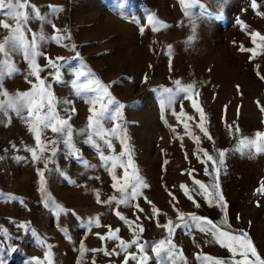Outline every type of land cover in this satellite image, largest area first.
<instances>
[{
  "label": "rangeland",
  "instance_id": "rangeland-1",
  "mask_svg": "<svg viewBox=\"0 0 264 264\" xmlns=\"http://www.w3.org/2000/svg\"><path fill=\"white\" fill-rule=\"evenodd\" d=\"M31 3L43 19L30 20L31 32L26 37L30 40L32 33L47 37L38 46L41 55L37 63L44 68L40 75L47 78L61 101L57 104L59 115L71 117L72 145L80 159L70 153L63 137L45 130L42 139L56 143L40 154V161L33 160L29 149L36 145L28 125L15 113L0 116V264H47L44 252L48 246L52 264H124L126 253L118 248V239H100L117 229L119 239H133L128 225L115 215L117 211L133 222V228L137 224L143 226L145 231L139 242L147 244L166 237L157 223H180L177 210L185 216L195 214L219 224L225 212L198 194L200 190L193 179L208 186L213 184L215 173L205 175L204 171L206 167L212 171V162L203 152H208L218 164L221 150L225 151V158L224 166L219 168V184L227 203L229 226L225 230L247 232L264 259V195L256 194L264 182V154H250L248 149L244 154L235 151L240 139L264 132V113L257 104L264 106V79L257 75L256 68L259 64L264 75V49L258 47L264 42L257 40L254 44L251 37L253 32L264 35V0H257L255 11L252 0H186L188 6L180 0ZM149 17L156 23H150ZM161 24L166 27L161 28ZM154 26L158 30L153 31ZM5 35L7 30L0 28V40ZM54 35L63 37L60 43L51 39ZM241 46L254 49L258 55L253 58L252 51L242 52ZM57 57L66 62L61 69V83L49 77L53 70L46 66V58ZM13 61L19 71L3 81L4 88L10 93L30 90L28 81L34 82V78L28 76L27 62L20 55L14 56ZM81 62L125 106L120 110L122 118L115 123L126 133L135 167L148 185L128 206L98 203L96 199L98 193L102 202L111 197L118 200L120 193L112 188V177L101 163L97 148L88 143L90 105L78 98L71 87L72 72ZM176 81H180L179 86ZM189 84L193 86L190 93L178 91V87ZM166 88L174 93L171 104L162 103L166 100L162 90ZM64 100L73 102L75 113L66 110L69 105L63 104ZM193 100L204 110L211 141L196 127L200 117L192 107ZM181 111L193 120H178ZM185 122L193 136L200 137L199 143L185 132ZM113 123L105 119L103 126L110 129ZM237 126L239 134L235 132ZM108 139L112 151L97 137H93V143L105 156L118 155L123 150L120 138ZM85 161L94 167H85ZM40 171L44 173L45 192L65 209L63 213L57 214L45 206ZM113 171L122 175L120 168ZM181 185L187 187L199 208L184 195ZM153 207L159 215L153 216ZM94 219L99 220V226L89 223ZM172 241L177 253L183 254V259L178 258L175 264H210L198 261L197 256L228 264L240 259L195 227L176 229ZM136 252V246L127 249V253ZM146 254L148 264H156L151 251L146 250ZM128 264L136 261L129 260Z\"/></svg>",
  "mask_w": 264,
  "mask_h": 264
},
{
  "label": "snow or ice",
  "instance_id": "snow-or-ice-1",
  "mask_svg": "<svg viewBox=\"0 0 264 264\" xmlns=\"http://www.w3.org/2000/svg\"><path fill=\"white\" fill-rule=\"evenodd\" d=\"M180 2L182 5L188 6L186 0H180ZM251 7L254 11L258 8L257 0H252ZM59 10L60 9H53V11ZM0 14L5 17L0 19V28L7 30V35L0 40V116L8 117L10 112L15 113L28 125V130L32 133L36 145L35 148L29 149L33 160L40 161L42 159L40 154H42L46 148L56 143L52 140L45 142L42 139L45 130H50L52 133L63 137V142L69 148L70 153L77 159H80V157L77 156V150L72 145L73 130L69 124L71 117L66 119L59 115L57 104L61 103V101L57 100L52 91V85L47 83V78L40 75L44 68L37 63V57L41 55L38 51V46L39 42L46 40L47 37H45L43 33H32L30 40L26 37V33L31 32V29L28 27L30 20L33 18L43 19V17L36 6L31 3V0H0ZM261 14L262 13L257 12V15ZM9 20H12L13 23H9ZM149 22L153 24L156 23L153 17H149ZM160 27L162 28L166 26L161 24ZM156 30L158 29L154 26L153 31ZM251 37L254 44L257 43V40L264 42V35H260L258 32L251 33ZM51 39L60 43L63 37L54 35ZM258 47L264 49V43L259 44ZM240 51H252L253 58L258 55L254 49L248 50L243 46H241ZM16 55L22 56L27 62L29 68L28 76L33 77L34 82L32 80L28 81L31 84V88L28 91H16L15 93H10L4 88L3 81L7 78L13 77L19 71L13 61V57ZM78 55L79 54L77 53V57ZM46 59L47 68L53 70L49 73V77L56 83H61V69L64 63H66L64 58L57 57L56 60L51 58ZM256 68L257 75L261 79H264V75H261L259 71L260 65L257 64ZM72 75L73 79L71 80V87L74 94L90 105L87 122L88 143L94 148H97L101 163L106 167L109 171V175L112 177V188L120 193V198L118 200L116 197H111L106 202L100 201L99 194L97 193V202H115L119 205L128 206L129 201L135 200L140 195V190L142 188H147L148 185L144 183L135 167L132 159V149L128 143L126 133L123 132L122 127L119 124L115 123L118 118H122L120 110L125 106L111 96L109 86L103 84L98 78H96L82 62L78 68L73 70ZM175 83L177 86L180 85V81H176ZM192 87L193 86L190 84L187 85V87H178V91L188 94L191 92ZM237 89L239 91L238 86ZM163 94H166V100H162V103L171 104L174 98L173 90L167 88L163 89L162 95ZM196 95H198V93ZM189 98H191V96H189ZM62 103L69 105V108L66 109L67 111L75 113L76 109L71 107L73 103L72 101L64 100ZM257 104L259 110L264 113V106H260L259 102H257ZM192 107L200 117L199 123L196 124V127H198L200 132L211 141L213 138L205 128L206 116L204 110L195 102V100H193ZM225 111H227V107H225ZM237 112L239 113V107ZM182 117L187 121L193 120L192 116H187L183 111L180 112L177 119L180 120ZM105 119H111L114 122L110 129L104 128L103 122ZM184 130L194 142L199 143L200 137L193 136L189 130V124L186 122L184 123ZM229 131H232L231 127L229 128ZM235 132L237 134L240 133L238 126L235 128ZM93 137H97L104 141V144L109 151H112V144L108 138L119 137L123 150L118 155L105 156L103 152L99 151L97 145L93 143ZM245 149H248L250 154H264V132L255 133L254 138L245 137L240 139L239 145L235 151L244 154ZM52 151L54 153L55 149L53 148ZM200 151L201 150L199 149L197 150V159H200L198 155ZM203 155L206 157L207 161L212 162V171L209 172L207 167L204 171L205 175H212V173H215L214 182L211 186H208L198 179H193V184L198 186L200 190L198 194H203L204 199L209 205H212L213 202H215L216 206L220 207L221 210L225 212L224 219L217 224L211 219L200 217L195 214H188L185 216V214L180 213L177 210V220L180 221V223H174L172 220H168L163 224L157 223L158 227H162L165 230L166 237L152 244H147L139 242V236L145 231L143 226L137 224L135 225V228H133V222L125 219V217L121 216L117 211L115 212V215L128 225L129 229L133 232V239L130 242L119 239L116 235V233L119 232V229L115 230V232L110 230L107 237L101 236L100 239H118V248L126 253L124 264H128L129 260L136 261V264H148L149 257L146 254V250H150L154 255L156 264H175V261L178 258L181 260L183 259V254L177 253L176 245L172 241V236L176 229L192 227H195L203 233L210 234L213 240L216 243H219L221 247H226L233 257H240L238 260L233 259L232 264H264V259L258 254V251L253 246L247 232L232 233L225 230L229 227L227 222V203L223 194L220 192L219 184V168L224 166L225 151H219L218 164L208 152H203ZM201 162L203 163L204 161ZM44 163L45 167H47V161H44ZM84 165L85 167H94L93 165H88L86 161L84 162ZM116 168L122 169V175L117 176L114 173L113 170ZM38 175L40 176V191L44 194L46 201L45 206H50L57 214L63 213L65 209H63L60 204L45 192L44 173L40 171L38 172ZM188 175L191 176V172H189ZM180 187L184 192V195L193 203V205L199 208V203L194 199L187 187L185 185H181ZM210 188L212 189L211 192ZM256 194L264 195V182H262L257 188ZM169 195L172 196V193H169ZM209 195H212L213 197L211 200L209 199ZM9 199H13V197H9ZM172 199L175 200V196H172ZM134 206L137 207L138 211H143L138 205ZM152 214L153 216L159 215L158 209L153 207ZM89 223H95L99 226L98 219H94ZM132 246H136L137 252L135 254L127 253V249ZM50 247L51 246H48V250L44 252V259L47 264H52L50 259ZM83 254L84 247L83 243H81V255L83 256ZM105 254L108 255L110 253ZM196 259L198 261H208L210 264H228V262L224 260H213V258L207 256H197Z\"/></svg>",
  "mask_w": 264,
  "mask_h": 264
}]
</instances>
